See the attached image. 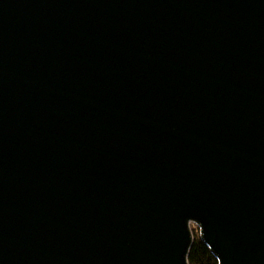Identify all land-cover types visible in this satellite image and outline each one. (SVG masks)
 I'll list each match as a JSON object with an SVG mask.
<instances>
[{
	"label": "water",
	"instance_id": "95a60500",
	"mask_svg": "<svg viewBox=\"0 0 264 264\" xmlns=\"http://www.w3.org/2000/svg\"><path fill=\"white\" fill-rule=\"evenodd\" d=\"M264 264V0H0V264Z\"/></svg>",
	"mask_w": 264,
	"mask_h": 264
},
{
	"label": "trees",
	"instance_id": "16d2710c",
	"mask_svg": "<svg viewBox=\"0 0 264 264\" xmlns=\"http://www.w3.org/2000/svg\"><path fill=\"white\" fill-rule=\"evenodd\" d=\"M193 243L188 255V264H218L207 246L200 240L196 227H191Z\"/></svg>",
	"mask_w": 264,
	"mask_h": 264
}]
</instances>
